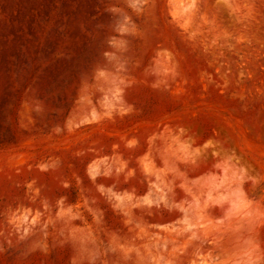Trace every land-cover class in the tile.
Instances as JSON below:
<instances>
[{"label": "rangeland", "instance_id": "1", "mask_svg": "<svg viewBox=\"0 0 264 264\" xmlns=\"http://www.w3.org/2000/svg\"><path fill=\"white\" fill-rule=\"evenodd\" d=\"M0 264H264V0H0Z\"/></svg>", "mask_w": 264, "mask_h": 264}]
</instances>
